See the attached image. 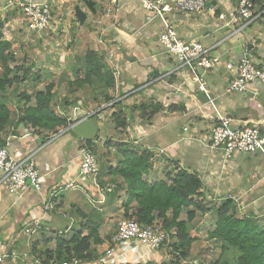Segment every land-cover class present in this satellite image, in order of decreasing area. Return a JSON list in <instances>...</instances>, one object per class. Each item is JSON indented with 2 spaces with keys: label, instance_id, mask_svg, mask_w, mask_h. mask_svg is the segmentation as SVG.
Listing matches in <instances>:
<instances>
[{
  "label": "crops",
  "instance_id": "obj_1",
  "mask_svg": "<svg viewBox=\"0 0 264 264\" xmlns=\"http://www.w3.org/2000/svg\"><path fill=\"white\" fill-rule=\"evenodd\" d=\"M8 1L0 0V9ZM262 1L256 2L255 8L263 13L245 27L242 20L235 17V0H210L218 8L216 16L207 12L172 13L169 17L182 39L201 41L211 48V55H221L223 62H237L249 54L261 63L264 61ZM54 8L52 30L35 34L41 40L47 37L54 40L57 36L56 44L45 41V45L52 46L48 51L68 57L69 68L64 66L65 72H59L58 82H68L67 86L71 88V79L77 75L74 76L76 67L82 66L75 63V57L85 54L88 48L97 50L112 67L107 49L119 47L115 56L123 69L114 88H106L103 84L101 89L93 90L95 86H86L87 91L80 88L74 97L64 95L68 99L73 97L65 100L66 104L74 100L70 108L82 100L86 109H98L104 106V95L119 102L116 108L106 107L102 111L104 119L97 118L98 137L92 142L101 168L97 184L105 190L100 192L93 179L81 176L79 148L85 139L69 125L54 135L46 132L39 135L26 128L0 131V146L5 145L17 159L34 154L37 167L44 176L41 191L25 187L11 193L0 171V252L6 254L5 264H28L35 258L45 260L44 252L56 247L57 234L69 237L74 229L89 224L99 226L103 243L96 246L98 257L82 264H104L105 250L116 231L117 219L124 214L120 195L123 194L120 189L123 178L108 173L110 166H116L119 153L116 148L106 146L110 138L128 140L135 149L154 152L155 163L147 175L149 180L164 179L174 168L168 162L173 159L181 168L201 177L207 197H252V203L258 208L252 213L264 218V155L238 153L225 160L223 149L211 145L212 130L218 118L214 104L223 115L232 118L234 126H259L264 132V85H257V94L251 91L226 93L233 74L223 63L208 69L205 74L209 95L214 99L212 105L209 96L200 91L186 68L180 67L177 60L165 52L158 37L161 22H146L147 13L138 0H65ZM79 12L86 15L84 20L80 19ZM220 14H224V18L220 19ZM0 17L5 21V36L13 46L21 38L24 43L28 42L25 36L31 31L20 10L13 7L1 10ZM59 25L62 30H57ZM53 33L55 36H51ZM100 37L106 40L108 47L98 43ZM71 39L75 41L68 42ZM126 55L133 56L134 60ZM67 91L73 94V90L68 88ZM141 106H147V110H142ZM119 108L130 121L124 130L116 129L111 119V114ZM180 121L183 130L177 127ZM84 198L88 204L81 203ZM48 203L53 208L45 210ZM92 207L100 213V219L94 216ZM37 218L42 221V227L31 234L26 233L27 224ZM87 228L84 234L88 233ZM161 250H155L147 260L140 259L138 263L134 260V256L138 257L136 254L124 264H158Z\"/></svg>",
  "mask_w": 264,
  "mask_h": 264
},
{
  "label": "trees",
  "instance_id": "obj_2",
  "mask_svg": "<svg viewBox=\"0 0 264 264\" xmlns=\"http://www.w3.org/2000/svg\"><path fill=\"white\" fill-rule=\"evenodd\" d=\"M256 2L260 3V0H255ZM262 2L261 7L264 8V1ZM5 30V21L0 17V92H5L7 88L21 82L20 73L27 76L29 72L17 64V54L12 42L6 38ZM83 57L84 67H76L75 70L77 76L81 73L83 76L76 79L73 91L80 88L86 90L92 86L93 88L95 86L93 90L101 89L103 84L106 88L115 87L113 68L106 62L104 56L97 50L87 49ZM99 83L101 86H98ZM55 87L54 82H49L43 90L37 91L34 95L23 92L24 103L17 110L11 107L7 97H0V131L7 128H26L39 135L45 132L54 135L62 127H67L68 119L60 115L55 106ZM104 98L106 99L104 104L115 99L109 95H104ZM118 103L114 102L110 107L116 108ZM67 105L72 104L68 102ZM141 108L147 110V106ZM111 119L116 129L124 130L129 126V117L122 108L115 110L111 114ZM12 132L16 133V130ZM92 142L93 139L85 140L81 146H87L96 153ZM106 146L114 147L119 152L116 166H110L108 173L123 178L124 184L120 187L123 194L120 195L124 215L126 218H136L144 224L162 220L160 222L170 234V241L166 245L172 257L169 264H183L182 262L189 258L195 241L200 239V235L193 234L190 229L191 222L198 213L204 214L212 209L204 203L206 192L203 180L198 174L178 166V162H174L173 159H168V162H171L174 168L168 171L164 179L149 180L145 176L154 167L153 151L135 149L128 140L111 138L107 140ZM185 209L187 217L182 218ZM239 211L238 204L231 197H227L215 208L216 220L208 236L210 240L220 245L221 253L218 259L210 264H264V225L252 212L240 216ZM85 228L89 229L87 234H84ZM56 239L54 250L47 249L44 252L46 262L54 258L64 260L72 257L90 262L98 257L96 246L103 243L99 226L90 224L74 229L69 237L57 234ZM227 253L232 254L231 259Z\"/></svg>",
  "mask_w": 264,
  "mask_h": 264
},
{
  "label": "built area",
  "instance_id": "obj_3",
  "mask_svg": "<svg viewBox=\"0 0 264 264\" xmlns=\"http://www.w3.org/2000/svg\"><path fill=\"white\" fill-rule=\"evenodd\" d=\"M65 0H41V1H15L9 0L6 5L0 9L16 8L23 14L27 29L36 34L48 33L52 30L54 19V7L59 2ZM142 8L146 11V22L159 20L161 28L158 33L159 41L165 52L175 58L180 67L186 70L192 76L195 83L198 84L200 91L209 96L212 105L214 99L210 97L207 88L205 74L208 69L219 67L223 63L221 55H211L210 50L199 40L187 41L182 39L177 28L169 17L172 13H182L185 15L197 13H212L217 15V6L210 0H138ZM235 17L240 18L243 26L250 25L258 19L263 12L255 8V0H235ZM219 18H224L220 14ZM100 45H106V40L102 37L98 39ZM109 51V62L112 65L116 83L119 81L123 65L116 59L115 52L119 47L107 49ZM226 68L233 74L225 92H248L258 93V84L264 85V61L257 63L249 54L242 56L237 62H227ZM170 74V73H169ZM114 102L104 104L98 109H86L82 101L70 108L69 111L59 110L60 115L68 119L69 128L83 119L94 118L104 119L102 111L110 107ZM217 124L214 126L211 134L213 148H222L225 160L232 159L238 153L264 155V132L259 126H234L232 118L223 115L216 107ZM186 129V128H185ZM30 133V132H29ZM31 135V133H30ZM34 154L26 158L17 159L9 153L6 146L0 147V171L3 173V181L7 190L11 193L19 192L25 187H31L37 191L43 189V179L41 171L33 158ZM80 174L83 177L91 178L97 184V178L100 173V164L96 153L87 146L79 148ZM69 186H75L70 184ZM100 192L105 187L97 184ZM234 200L238 198L229 196ZM53 206L48 203L45 210L52 209ZM42 227V221L37 218L25 227L26 233H33ZM170 241L169 231L166 230L160 221H154L149 224L139 222L136 218H122L117 222L116 231L110 239L109 246L105 250L103 258L104 264H124L134 255L137 262L140 259L147 260L149 256L160 249L164 244L168 245ZM147 251H141L143 247ZM147 256V258H146ZM5 253L0 252V264H5ZM83 261L78 257H72L64 260H50L46 262L41 258H35L28 264H82ZM138 263V262H137Z\"/></svg>",
  "mask_w": 264,
  "mask_h": 264
},
{
  "label": "rangeland",
  "instance_id": "obj_4",
  "mask_svg": "<svg viewBox=\"0 0 264 264\" xmlns=\"http://www.w3.org/2000/svg\"><path fill=\"white\" fill-rule=\"evenodd\" d=\"M56 16H57V14H56ZM59 27L57 30H62L60 25H59ZM57 30H56V32H57ZM55 34L56 33H53V34H51V36H55ZM27 35L25 36L26 37L25 40H27L28 42L24 43L22 41L23 38H21V41H15L16 46H13V49L16 50L17 52H19V55H17V58H18L17 64H19L20 66H23L22 67L23 69H27L29 71L28 75L25 76L23 73H20L19 75H21V82L15 84L13 87L7 88V90L5 92H0V97L1 98L7 97V100L9 102V104L11 105V107L13 106L17 110L24 103V100L22 98L23 92H27L28 94L34 95L37 91L43 90L45 85L47 83L51 82V80H52L53 82H55L57 84V86L55 88V90H56L55 91V106H57V107L59 106L58 107L59 110H65V111L68 110L69 111L70 106L65 103V100H69L70 97H72V96H70L68 99V96L65 97L64 95L65 94L73 95V97H74V95H76V93L79 91L74 90L73 94H69L67 91L68 88L70 89V87L67 86V84H69V83L68 82H61V83L58 82V80L60 78L59 72L62 70H64V72H65V67L69 68L68 57L66 58L65 56L54 54V51L50 53L48 50L52 46L45 45L46 44L45 41L50 40V42H54L56 40V38H58V37L55 36L54 40L48 39V37L46 40H44V39L41 40L42 38L33 32H29V33H27ZM74 41L75 40L71 39V41H68V42H74ZM55 44H56V41H55ZM55 44H54V46H56ZM78 46L82 47V45H78ZM77 48L79 49V47H77ZM88 49H91V48H88ZM78 51H79V53L81 52V50H78ZM83 56H84V54L78 55L77 57H75V63H78V65H82L84 67L85 60H84ZM69 58H71V57H69ZM75 75H76V73L74 74V76ZM82 76H83V73H81L79 76L76 75V77L74 79H71V83H70L71 89L74 88L75 85H73V84L76 82V79L78 77H82ZM72 101H74V100H71L70 102H72ZM82 104H83V106H85V102L82 101ZM95 119L98 120L97 118H95ZM182 123L183 122H181V121L178 123L177 127L179 130H183L184 125ZM186 123L187 122H185L184 124H186ZM96 153H98V152H96ZM165 176H167V173L165 174ZM145 178H148L147 175L145 176ZM229 196H227V197H229ZM226 198L214 199V198H210L209 196L207 197V194H206V198H205L204 203L206 205H208L209 207H211L212 209L209 212L204 213V214L201 212L198 213V216L194 219V221L191 222V225H190L191 228L190 229L192 230L193 234L200 235V239L195 241L193 247L191 248L189 258L186 261L182 262L183 264H192V263L195 264L196 262H200V264H210V262H214L220 256V253H221L220 245H218V244L214 243L212 240H210V238L208 236V232L214 228V222L216 220L215 208L218 207L219 204L222 201H224ZM241 198L239 199V201L235 200V202L239 206L240 216H244L245 214H247L249 212H254V208L258 209L257 206L254 203H252V197H249V196L244 197L243 196ZM246 198H247V200H246ZM82 200L83 201H81V203H87L86 198H84ZM69 208L72 211H74L73 208H71V207H69ZM92 208H93L92 209L93 212H95V214H96V215L94 214V216L96 218L100 219V213L98 214V211L95 210L94 207H92ZM96 209H98V207ZM186 212H187V210L185 209L183 214H182V218L187 217ZM97 214H98V216H97ZM76 216H79V214L77 213ZM125 217L126 216L123 214L120 217H118L117 220H120V219L125 218ZM260 220H261L260 222L264 225V218H260ZM159 221L162 222V220H159ZM79 225H77V227ZM161 249H164V250H161ZM160 250H161L160 254L162 256L161 257L162 259L161 258L159 259L158 264H169L172 257L170 256V253H168V251H167V246L164 244L160 248ZM141 251H147V247L146 246L143 247ZM227 256H229L230 259L232 258L231 253H227ZM146 258H147V256H146Z\"/></svg>",
  "mask_w": 264,
  "mask_h": 264
},
{
  "label": "water",
  "instance_id": "obj_5",
  "mask_svg": "<svg viewBox=\"0 0 264 264\" xmlns=\"http://www.w3.org/2000/svg\"><path fill=\"white\" fill-rule=\"evenodd\" d=\"M79 17L81 20H84L86 15L82 12L78 13ZM129 59L134 60V57L127 56ZM71 128L75 130L80 136H82L83 139L85 140H92L95 138L98 134L99 127L97 125L96 119L95 118H87L83 120H79L75 122Z\"/></svg>",
  "mask_w": 264,
  "mask_h": 264
}]
</instances>
